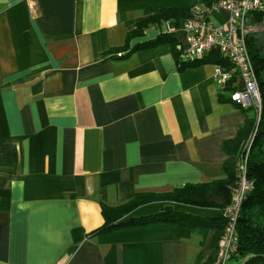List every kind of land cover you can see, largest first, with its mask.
<instances>
[{
    "label": "crops",
    "instance_id": "crops-1",
    "mask_svg": "<svg viewBox=\"0 0 264 264\" xmlns=\"http://www.w3.org/2000/svg\"><path fill=\"white\" fill-rule=\"evenodd\" d=\"M167 7L199 0H0V138L20 152L0 167V264H205L211 256L212 231L201 249L199 233L183 237L169 221L89 235L103 223L101 200L116 206L137 192L222 178V143L245 122L228 92L219 99L216 64L180 69L169 43L101 58L125 44L133 22ZM208 17L225 24L228 12ZM184 20L149 24L129 46L172 26L184 47ZM165 205L220 213L156 200L129 216Z\"/></svg>",
    "mask_w": 264,
    "mask_h": 264
},
{
    "label": "trees",
    "instance_id": "trees-1",
    "mask_svg": "<svg viewBox=\"0 0 264 264\" xmlns=\"http://www.w3.org/2000/svg\"><path fill=\"white\" fill-rule=\"evenodd\" d=\"M219 0H199V7L208 13ZM194 8L167 7L152 10L146 18L133 22V28L129 30L127 41L124 45L113 47L102 52L101 58L126 57L133 51L143 48L155 47L161 43H169L176 57L178 68L184 66H195L203 63H214L230 67L229 60L218 50H211L206 55L186 60L177 49V40L166 31L160 33L154 39L129 46L128 40L135 35L143 34V30L153 23L173 20L177 22L180 18L188 19L193 14ZM148 11V10H147ZM264 20V12L255 14L256 22ZM247 49L250 54L257 76L264 70V55L255 34H247ZM234 78L229 80L220 91L219 99H223L224 92L230 94L234 91ZM260 93V107H241L245 114V122L238 129L237 135L232 139L224 140L222 150L226 155L222 163L224 176L199 183H187L173 187L161 192H137L134 196L116 206H109L101 200V214L103 223L92 230L89 235L105 233L113 229L130 226L133 224H146L156 221H169L177 223L180 234L188 237L192 233L207 236L208 232L214 233L211 242L212 254L205 264H209L215 258L218 241L223 233L226 218L224 208L230 203L232 189L237 179L236 162L240 155L247 151V176L253 183V188L247 192L241 204V211L236 224L237 249L231 259L239 260V264H264V78L258 79ZM238 106V105H237ZM240 107V106H239ZM20 152L17 144L0 138V167L13 166L19 162ZM156 200L179 202L200 207H211L220 211L218 217H207L178 211L169 205H165L159 211L140 216L131 217L130 212L135 207ZM203 239L200 240V245ZM201 262V255L197 256V263Z\"/></svg>",
    "mask_w": 264,
    "mask_h": 264
},
{
    "label": "built area",
    "instance_id": "built-area-1",
    "mask_svg": "<svg viewBox=\"0 0 264 264\" xmlns=\"http://www.w3.org/2000/svg\"><path fill=\"white\" fill-rule=\"evenodd\" d=\"M212 9L228 12L225 24H215L208 13L194 8L193 14L182 22L186 45H178L181 55L186 60L206 55L211 50H218L226 56L231 66L216 64L214 80L219 87L234 78L235 89L229 94L231 102L240 107L258 109L260 93L257 74L254 69L246 43L245 22L255 20V14L264 12V0H219ZM211 9V10H212ZM174 30L168 26L167 31ZM240 78L241 85L237 86ZM247 151L236 162L237 179L232 189L231 201L224 208L226 224L218 241L215 258L209 264H227L237 249L235 228L241 211V204L247 192L253 188L247 176Z\"/></svg>",
    "mask_w": 264,
    "mask_h": 264
},
{
    "label": "rangeland",
    "instance_id": "rangeland-1",
    "mask_svg": "<svg viewBox=\"0 0 264 264\" xmlns=\"http://www.w3.org/2000/svg\"><path fill=\"white\" fill-rule=\"evenodd\" d=\"M245 29H246V36L247 34H255V36L258 38V43L261 46V53L264 55V20L253 22L248 20L245 22ZM264 78V70H261L259 75L257 76V79ZM206 237H201L200 239H203V243L200 245L201 249L203 248V245L205 243ZM207 249V248H205ZM204 249V251H205ZM239 260H236L234 258L230 259L227 263L228 264H239Z\"/></svg>",
    "mask_w": 264,
    "mask_h": 264
}]
</instances>
